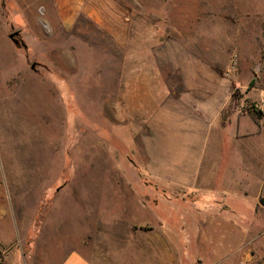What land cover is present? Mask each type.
<instances>
[{
  "label": "rangeland",
  "instance_id": "374dc122",
  "mask_svg": "<svg viewBox=\"0 0 264 264\" xmlns=\"http://www.w3.org/2000/svg\"><path fill=\"white\" fill-rule=\"evenodd\" d=\"M263 8V0H0V183L14 215L0 233L14 226L9 245L26 264H58L82 246L98 264H150L144 250L157 245L175 247L174 264H264L262 174L187 176L190 189H167L184 180L183 168L161 159L170 171L152 173L150 128L137 137L141 148L124 136L117 94L149 87L153 71L168 74L166 57L158 62L168 44L205 45L232 88L224 119L244 120L227 132L255 129L263 157ZM186 130L173 134L177 143Z\"/></svg>",
  "mask_w": 264,
  "mask_h": 264
},
{
  "label": "crops",
  "instance_id": "0c3cea01",
  "mask_svg": "<svg viewBox=\"0 0 264 264\" xmlns=\"http://www.w3.org/2000/svg\"><path fill=\"white\" fill-rule=\"evenodd\" d=\"M258 11L264 13V8ZM221 49L215 48V52ZM166 51V55L160 56L158 62L161 63L162 60L164 63L162 58L166 57L170 67L168 74L164 69L158 70L157 73L153 71L149 87L137 82L136 86L130 89L127 85L120 87L117 93L120 95L121 119L124 118L121 123L126 128L124 136H136L135 142H138L141 148L144 141L138 140L137 137L144 135L146 127L150 128L151 145L147 150L145 147L144 149L152 159V173L166 172L157 166L161 159L168 160V169L176 165L183 168L180 169L179 175L185 176L184 180H169L166 183L169 190L190 189L187 176L211 179L216 177L217 181L224 183L227 176L258 173L262 174L264 181V156L260 158L257 154L256 144L259 140L254 137L255 129L246 130L243 126L234 134L227 132L234 120L240 127L241 121L244 120L232 113L224 119L230 107L232 88L221 71L209 65L212 60L208 59L205 53L207 46L200 44L191 47L184 42H174L168 44ZM218 94L222 95V101L214 107L209 116L210 108L213 107ZM133 109L136 121L129 123L128 112ZM140 118L145 121L143 125L139 122ZM253 124L256 127L254 122ZM129 125L134 126L135 131L129 130ZM180 127L187 128L181 135L183 143H177L179 136L175 139L172 137ZM209 129L212 131L209 132ZM228 145L231 146L229 151L226 149ZM174 160H183L184 163ZM236 182H239V179ZM171 184H174L172 188ZM0 186V222L7 223L10 228L9 222L14 223V218L10 217L14 215L11 214L10 203L7 202L9 195H6L1 183ZM153 232L154 229L151 233ZM14 239V226L12 231L0 233L1 244L9 245ZM144 251L153 256L150 264L175 263L174 246L161 248L157 245ZM96 252L94 255L102 260L103 252ZM88 255L83 246L70 248L58 264H98ZM0 264H26L24 250L21 247L12 248L10 245L1 248Z\"/></svg>",
  "mask_w": 264,
  "mask_h": 264
},
{
  "label": "built area",
  "instance_id": "2783aa9c",
  "mask_svg": "<svg viewBox=\"0 0 264 264\" xmlns=\"http://www.w3.org/2000/svg\"><path fill=\"white\" fill-rule=\"evenodd\" d=\"M256 107H257V109L264 107V100H262V102L259 105H257Z\"/></svg>",
  "mask_w": 264,
  "mask_h": 264
},
{
  "label": "water",
  "instance_id": "95a60500",
  "mask_svg": "<svg viewBox=\"0 0 264 264\" xmlns=\"http://www.w3.org/2000/svg\"><path fill=\"white\" fill-rule=\"evenodd\" d=\"M15 35H17V34H15ZM14 34L13 35H11V38L14 40V42L16 43V44H18V40H15L14 39V36H15Z\"/></svg>",
  "mask_w": 264,
  "mask_h": 264
},
{
  "label": "trees",
  "instance_id": "16d2710c",
  "mask_svg": "<svg viewBox=\"0 0 264 264\" xmlns=\"http://www.w3.org/2000/svg\"><path fill=\"white\" fill-rule=\"evenodd\" d=\"M18 43H19V42H18ZM260 203H261L262 205H264V199H263V198L260 199Z\"/></svg>",
  "mask_w": 264,
  "mask_h": 264
}]
</instances>
